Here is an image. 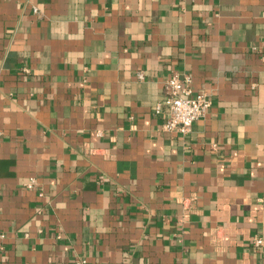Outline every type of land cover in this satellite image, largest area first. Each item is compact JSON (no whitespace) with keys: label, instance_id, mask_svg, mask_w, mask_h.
I'll use <instances>...</instances> for the list:
<instances>
[{"label":"crops","instance_id":"obj_1","mask_svg":"<svg viewBox=\"0 0 264 264\" xmlns=\"http://www.w3.org/2000/svg\"><path fill=\"white\" fill-rule=\"evenodd\" d=\"M173 75L210 99L185 135ZM0 234V264H264V0H0Z\"/></svg>","mask_w":264,"mask_h":264},{"label":"built area","instance_id":"obj_2","mask_svg":"<svg viewBox=\"0 0 264 264\" xmlns=\"http://www.w3.org/2000/svg\"><path fill=\"white\" fill-rule=\"evenodd\" d=\"M181 2H194L196 0H179ZM34 11H36L34 9ZM141 78V75L139 76ZM210 107V99L204 93H194L191 78L187 75L179 78L171 76L163 84V98L154 108L155 114H166L162 128L166 132L187 134L194 121L202 118ZM34 180L30 179L25 186L31 188ZM3 235L0 234V238ZM263 245L262 238L253 236L250 246L259 249ZM73 264H87L84 257L75 259Z\"/></svg>","mask_w":264,"mask_h":264}]
</instances>
